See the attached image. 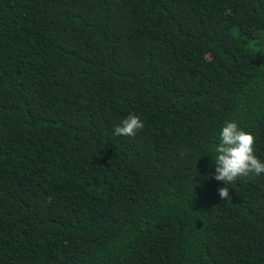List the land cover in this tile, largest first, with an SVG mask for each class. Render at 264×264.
<instances>
[{"label":"trees","instance_id":"obj_1","mask_svg":"<svg viewBox=\"0 0 264 264\" xmlns=\"http://www.w3.org/2000/svg\"><path fill=\"white\" fill-rule=\"evenodd\" d=\"M225 120L264 162V0H0V264H264Z\"/></svg>","mask_w":264,"mask_h":264},{"label":"clouds","instance_id":"obj_2","mask_svg":"<svg viewBox=\"0 0 264 264\" xmlns=\"http://www.w3.org/2000/svg\"><path fill=\"white\" fill-rule=\"evenodd\" d=\"M144 127L143 121L135 114H128L114 128L117 136L135 137ZM215 176L225 185L235 183L238 178H254L264 173V162L254 154V136L239 127L234 120H225L219 132V143L214 149ZM221 200L231 199L227 186L218 189Z\"/></svg>","mask_w":264,"mask_h":264}]
</instances>
